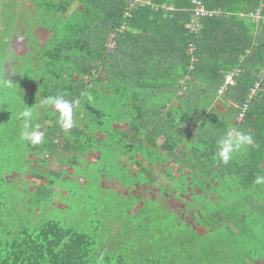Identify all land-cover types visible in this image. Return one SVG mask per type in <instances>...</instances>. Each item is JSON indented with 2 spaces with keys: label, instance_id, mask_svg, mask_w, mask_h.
Returning <instances> with one entry per match:
<instances>
[{
  "label": "trees",
  "instance_id": "16d2710c",
  "mask_svg": "<svg viewBox=\"0 0 264 264\" xmlns=\"http://www.w3.org/2000/svg\"><path fill=\"white\" fill-rule=\"evenodd\" d=\"M148 1L131 8L128 0H29L36 11L44 8L49 17L56 16L59 24L46 30L49 35L40 49L28 44L33 50L23 52L16 45L20 56L9 65V76L0 67V80L12 83L0 88L28 82L27 98L32 91L41 112L35 125L44 123L43 142L30 144L28 156L36 152L35 162L47 166L44 157L57 148L60 136L71 142L63 143L65 150L86 154L93 147L117 148L134 166L135 187L147 184L146 165L165 163L156 157L155 144L161 140L160 151L188 170L187 176L178 177L183 186L178 193L196 195L205 204L198 207L201 213L192 209L205 231L203 239L210 241V235L223 231L215 241L229 247L230 264L237 261L242 241L257 253L252 264L259 258L264 264V185L253 183L255 174H264V0H201L206 9L219 13L202 19L197 32L190 25L192 0ZM255 13L258 20L250 16ZM18 66L25 67L20 77ZM235 70L234 85L219 95L224 78ZM256 82L261 91L250 100L243 122L237 120L238 109L213 111L218 101L242 107ZM57 95L74 102L70 130L61 128L56 111L42 104ZM116 123L126 128L114 127ZM233 128L251 134L254 143L224 164L215 159L216 140ZM158 173L168 181L177 178L170 167ZM33 176L45 179L40 173ZM148 182L154 186L153 179ZM43 183L40 189L52 181ZM230 188L234 204L224 196ZM31 204L32 199L27 207ZM183 242L190 247L194 240ZM94 243L90 235L56 222L34 229L21 226L0 234V264H94Z\"/></svg>",
  "mask_w": 264,
  "mask_h": 264
},
{
  "label": "rangeland",
  "instance_id": "374dc122",
  "mask_svg": "<svg viewBox=\"0 0 264 264\" xmlns=\"http://www.w3.org/2000/svg\"><path fill=\"white\" fill-rule=\"evenodd\" d=\"M44 11V8L36 11L29 0H0V67H5L6 76L13 70L12 66L9 68L12 60L20 56L17 49L33 50L28 44L40 49L48 31L59 24L56 16L49 17ZM27 32L28 37H25ZM35 34L39 37L37 40L33 38ZM17 68L20 70L14 73L20 77L25 67ZM23 85L13 84L16 96L13 88H0V178H3L0 179V224H4L0 225V234L7 230L17 231L21 226L34 229L50 221L93 237L94 264H185L188 260L193 264L204 261L206 264H230L224 255L229 247L217 245L215 241L216 234L222 236L223 231L210 235V241L203 239V230L200 235L191 232L200 226L192 209L195 214L201 213L198 207L205 204L196 195L189 197L190 193L188 196L178 193L183 189L178 177L187 176L188 170L178 167L171 157L160 151L161 140L155 144L156 157L165 158V163L146 165L143 175L147 184L148 179L154 180L151 187L144 183L133 186L134 166L117 148L96 150L93 147L84 154L80 149H63V143L71 142L66 136H60L56 140L60 142L57 148H52L44 157L49 160L47 166L35 162L38 160L36 152L28 156L31 143L21 139L22 122L17 115L24 107L31 108L35 125L41 112L32 91L29 93L32 97L27 98L29 90L26 87L30 86L23 88ZM227 107L218 101L212 109L223 114ZM114 127L124 129L126 124L116 123ZM43 129L44 123L38 130L42 132ZM97 137L102 139L101 135ZM29 158L33 161L31 164L27 163ZM167 167L173 169V176L177 177L174 181L159 175L158 171ZM47 170L60 175L48 174ZM37 173L52 183L40 189L45 179L33 176ZM38 189L41 192L36 195ZM191 192L198 191L192 188ZM177 194L183 195L185 202ZM224 196L230 203L236 201L232 188ZM31 199L32 204L27 207ZM186 202L194 207L187 208ZM187 237L194 240L190 247L181 243ZM247 248L238 243L239 252ZM241 254L233 264H240Z\"/></svg>",
  "mask_w": 264,
  "mask_h": 264
},
{
  "label": "clouds",
  "instance_id": "9594fccd",
  "mask_svg": "<svg viewBox=\"0 0 264 264\" xmlns=\"http://www.w3.org/2000/svg\"><path fill=\"white\" fill-rule=\"evenodd\" d=\"M11 85L12 83L9 80H0V87H10ZM88 99L92 100L90 93L88 94ZM75 103L78 104L79 101ZM42 104L55 109L58 114L57 122L61 128L70 130L73 127L74 102L65 99L62 95H57L44 98ZM33 116L34 113L29 107H24L18 113L17 118L22 122L20 137L31 144H40L43 142V133L38 130V125H33ZM253 143L254 138L251 134L233 128L216 140L215 159L227 164L233 159L235 153L240 152ZM253 183L257 186L264 185V174H255Z\"/></svg>",
  "mask_w": 264,
  "mask_h": 264
},
{
  "label": "built area",
  "instance_id": "2783aa9c",
  "mask_svg": "<svg viewBox=\"0 0 264 264\" xmlns=\"http://www.w3.org/2000/svg\"><path fill=\"white\" fill-rule=\"evenodd\" d=\"M128 2L130 3V7L131 8L135 7L136 5H140L141 6L143 4H149L148 0H145V1L144 0H128ZM162 8H165V9H168V10H172V8L166 7V6H162ZM218 13H219L218 11L206 9V7L203 5L201 0H192V16H191V19H190V25L192 27V31H194V32L198 31V27H199L200 21L202 19L212 18V17L216 16ZM250 16L254 20H258V18H259L258 13L251 14ZM111 47H113V44H112ZM238 74H239V70H235L230 75H228V76H226L224 78L223 84L218 89V94L219 95H222L225 91L228 90V87L234 85L235 82L233 80V77L238 75ZM260 91H261L260 84L258 82H256L250 89V93L248 95V99L251 100ZM229 104L233 108L240 110L239 113H238V120L239 121H243L244 115H245V111H246V108H247V103H245L240 108L235 103H233L231 101H229Z\"/></svg>",
  "mask_w": 264,
  "mask_h": 264
},
{
  "label": "crops",
  "instance_id": "0c3cea01",
  "mask_svg": "<svg viewBox=\"0 0 264 264\" xmlns=\"http://www.w3.org/2000/svg\"><path fill=\"white\" fill-rule=\"evenodd\" d=\"M254 85V84H253ZM248 95H249V93H248ZM258 95V94H257ZM256 95V96H257ZM255 96V97H256ZM254 98V97H253ZM229 102V101H228ZM249 102H250V99H248V96H247V100L244 102V104L245 103H247V108H246V111H247V109H248V104H249ZM235 103V102H234ZM236 104V103H235ZM243 104V105H244ZM237 105V104H236ZM227 108H229V107H231L232 109H235V108H233L230 104L228 105L227 104ZM237 110V109H236ZM239 110V109H238ZM245 111V112H246ZM237 120H238V113H237ZM239 121V120H238ZM239 122H243V121H239ZM192 229V228H191ZM191 232H193V233H196V234H198V235H200V234H202V228L201 227H196V229H192L191 230ZM234 232H236V233H239L238 232V230L237 229H234ZM203 233H205V231L203 230ZM205 237H207V236H205ZM234 239L235 238H233V242H234ZM239 239L241 240V238L239 237ZM191 240H193V238L191 239ZM188 237H187V241H191ZM242 244H245V245H249V248H247V250H245V251H243V252H239V251H237V253L239 254V253H242L241 255H239V262H242V264H245V262H248V264H252V260H254V257L255 256H257V253L251 248V246H250V243H247L246 241H242ZM247 251V252H246ZM228 258V261L231 263V261H230V257H232V253L230 252V251H228V256H227ZM185 259V258H184ZM174 261H176V260H174ZM205 262V261H204ZM204 262H203V264H204ZM258 264H263V261L259 258L258 259ZM185 264H193L192 262H190L189 260L187 261V263H185ZM256 264V263H255Z\"/></svg>",
  "mask_w": 264,
  "mask_h": 264
}]
</instances>
